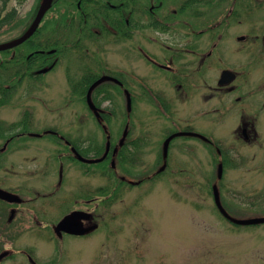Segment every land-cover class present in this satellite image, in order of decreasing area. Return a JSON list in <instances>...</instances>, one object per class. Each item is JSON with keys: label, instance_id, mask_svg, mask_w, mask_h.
<instances>
[{"label": "flooded vegetation", "instance_id": "af4514ba", "mask_svg": "<svg viewBox=\"0 0 264 264\" xmlns=\"http://www.w3.org/2000/svg\"><path fill=\"white\" fill-rule=\"evenodd\" d=\"M61 1L68 2L59 7L63 24L78 22L80 35L71 47L78 49L81 57L87 54L84 42L95 43L99 38L107 42L111 38L122 44L119 47L123 57L129 61L125 63L129 65L125 73L84 66L81 77L73 84L80 96L86 99L90 85L108 75L121 81L117 84L131 104L123 113L122 131L105 133L102 143L97 142L95 125L80 126L76 121L78 126L72 136L59 126L49 125L45 115L39 114L38 108L44 107L43 96H37L40 106L34 107L31 114L28 111L20 129L15 119L6 121L8 127L0 130V189L12 195L4 198L0 194V264H14L17 260L21 264H53L55 243L56 248L67 239L78 246L101 228L106 230L103 244L113 228L110 222L98 221V167L93 163H104L106 181L100 187H106L104 203L111 209L107 216L114 218L118 214L112 209L115 200L131 187L137 188L139 197L145 193L146 184L170 180L176 183L177 162L169 153L174 141L175 146L191 149L198 142L211 151V157L205 158L202 179L188 176L189 185L200 187L188 196L191 209L203 217L201 224L196 223L198 227L206 232L211 226L225 230L226 225H242L234 218L248 217L249 213L264 217V0H232L228 9V0H171L167 8L151 0ZM211 9L214 14H210ZM8 10L11 8L5 6L0 16ZM50 35L40 42L33 41L20 53L26 57L32 79L43 80L48 70L47 44H57L58 52L69 48L61 34ZM132 52L138 53V62H133L137 60ZM104 94L93 89L90 95L99 100ZM2 101L6 100L0 99V104ZM97 109L87 113L95 124L100 121L103 126L99 118H105L107 111ZM82 117L76 115L80 123ZM148 117L172 123V129L159 142L151 140L152 132L146 127ZM18 139L30 144L20 157L14 148ZM55 145L59 165L51 190H45L44 182L37 180L20 186L16 179L18 161H37V154L45 161L48 158L42 157V151ZM147 150L151 152L148 159ZM49 152H45L47 156ZM99 157L98 162L89 161ZM68 167H72L70 176L76 180L67 189ZM26 168L31 178L37 164L26 163ZM240 172L241 176L248 172L252 178L250 191L234 184ZM165 192L172 202L178 198L172 185ZM73 211L78 212L76 224L58 228L59 220ZM126 225L130 227L124 230ZM142 225L147 222L127 223L124 228L118 225L124 233L130 230L131 236L124 241L134 243L130 248L134 253L139 250V259L146 255V245L143 254L139 247L145 234L139 237L135 231H152ZM253 225H264V220Z\"/></svg>", "mask_w": 264, "mask_h": 264}, {"label": "rangeland", "instance_id": "374dc122", "mask_svg": "<svg viewBox=\"0 0 264 264\" xmlns=\"http://www.w3.org/2000/svg\"><path fill=\"white\" fill-rule=\"evenodd\" d=\"M36 1L10 0L7 3L6 9L15 7L18 18L12 26L2 29L0 32V43L7 42L11 36L18 34L23 29L21 25L28 20ZM151 1L162 2V5L166 8L171 2V0ZM230 2L232 0H228L225 3L227 4V9L231 7ZM67 5V1L60 0L57 2L41 22L40 32L35 34L29 42L19 45L16 50H0V99L6 100L0 104V130L8 127L6 122L8 119H15L17 121L16 127L20 129L21 122L26 118L28 111L31 114L34 107L40 106L41 103L35 100L39 99L37 96H43L42 98L45 100L43 103L44 107L38 108L39 114L45 115V120L49 125L59 126L63 132L71 133V136L75 134L73 132H75L74 130L78 125H95L94 130L96 131L97 142L102 143L105 135L101 123L95 124L94 120L89 117L91 115L87 113L88 109L82 99L84 95L80 96L79 90L73 84L76 83V79L81 77V71L84 66L91 65L96 68H108L109 70L125 73V71L129 70V65L127 67L125 63H129V61L123 57L122 44L112 41L111 38L107 42H101L100 38L95 43L84 42L87 47V54L84 55V58L81 57L79 50L71 47L74 40L80 35L77 20L65 25L60 20V14H58L59 12L62 14L63 12L59 9ZM214 13V10L211 9L210 14ZM149 29L154 30L153 28ZM56 33L61 34L65 38L69 48L66 51L59 50V52L57 49L53 53L51 47L56 49L57 44L52 42L49 43L51 44L50 46L46 45L50 55V61L47 66L49 69L45 71L43 80L32 79L28 72L26 57L25 55H20V53L22 54L27 49V46L32 45L33 41L35 43L40 42L43 37L45 38L50 34L51 37ZM95 54L96 59L94 60ZM132 54L137 60L138 53L132 52ZM97 59L98 61H96ZM133 62H138V60ZM135 65L137 67V63ZM101 69L97 71H100L99 73L104 72ZM132 69L134 68L132 67ZM100 91L105 92V94L98 100L99 107L113 113L112 117L102 122H104L109 132L122 131L124 126L122 116L126 106L122 87L119 88L110 80H102L100 82ZM133 109H136V104H134ZM79 114L84 115L81 120L82 123L76 118V115ZM148 118L149 121L146 127L149 133L150 130L152 132L151 140L159 142L161 136L172 129V123L168 120ZM194 120H196L195 117ZM76 121L78 125H76ZM199 125H201V122ZM173 143L174 147L170 148L169 153L175 157L177 162L176 183H172L171 180L169 182L157 181L150 188L146 184L145 193L139 197L136 195L137 188L131 187L127 193L115 200L113 207L111 206L114 213H118L115 218L107 217V212L109 213L111 209L106 207V198L103 197L106 187H100L106 181L104 163H93V166L98 167V221L110 222L113 228L112 235L102 244L106 230L101 228L91 237L89 236L87 241H83L78 246H76V241L67 239L56 248L55 243L52 249V251L54 250L52 256L53 264H264V225L257 227V225L248 224L240 225L237 228L226 225L225 230L217 227L214 229L211 226L210 232H206L196 225V223L201 224L203 222V217L198 214V211L191 209L188 204V196L192 195L193 191L200 189V187L197 184L194 186L189 185L188 176L192 175L196 180L202 179L206 166L205 158L211 157V151L198 142L194 144L193 149L175 146L176 141ZM29 146L30 144L25 140H15L14 148L18 149L17 156L20 157L21 154L26 153L30 148ZM57 149V145L53 149L45 148L42 151V157L48 158L45 161L42 160L40 154H37V161L29 160L27 162L26 160H19L16 178L19 185L30 182L35 183L37 180L44 182L45 190H51V183L56 179V170L59 165V161L56 163L55 158ZM157 149H159V146H157ZM49 150L50 152L47 156L45 152ZM150 154L151 152L147 150V159ZM26 163H30L33 166L37 164L35 173L31 178L26 172L29 169L26 168ZM190 167L193 168V171L188 170ZM43 169H45V174ZM69 169V176L65 177L67 189L76 180L74 176H70L72 167L67 168V170ZM246 174L247 176L243 172L241 176V172L238 173L239 179L235 178L234 184L250 191L253 181L248 176L249 173L247 172ZM231 177L230 181L234 179V176ZM171 185L176 189L178 197L173 202L166 196L165 192V189ZM67 189L66 195H69ZM198 198L201 199V197ZM134 200H136L135 204H133ZM51 210L53 212L57 211V209ZM251 215L252 213H249L247 216ZM134 222H147V225L142 226L152 228V231L149 230L148 232L135 231L139 237H141V233L145 234L144 241L139 246L143 254L142 248L146 245V255L143 254L144 257L142 256L144 259H139L136 255L139 250L134 253V249H131L134 243L129 244V242L124 241V239L131 236V233L130 230L124 233L122 229L125 227L124 230H126L130 226L126 225L123 227V225ZM120 224L123 228L118 227ZM133 226L140 227V225ZM230 228L234 229V231L230 230ZM130 229L135 230L133 228ZM137 236L135 241L138 242ZM59 246L60 248H58ZM48 247L51 248V244H48ZM14 264L21 263L17 260Z\"/></svg>", "mask_w": 264, "mask_h": 264}, {"label": "water", "instance_id": "95a60500", "mask_svg": "<svg viewBox=\"0 0 264 264\" xmlns=\"http://www.w3.org/2000/svg\"><path fill=\"white\" fill-rule=\"evenodd\" d=\"M51 5V0H42L37 13L33 19V21L31 22V24L29 25V27L18 37L5 42V43H0V49H5L8 47H12L15 46L19 43H21L22 41H24L26 38H28L36 29L41 17L43 16L44 12L49 8V6ZM108 78V76H105ZM102 79V78H100ZM99 80V79H98ZM88 103L91 107L95 108V105L90 101L89 97L87 98ZM168 140V139H166ZM100 159V158H99ZM99 159H94V160H99ZM89 161H93V160H89ZM0 194L2 197L4 198H11V194L3 189H0ZM16 198V200H19V198H17L16 196H13ZM78 212L73 211L70 212L68 214H66L57 224L58 228L63 227V225L67 224V228L68 225L73 226L76 224V221L78 219ZM236 222L238 223H254V222H259L263 220V217H251V218H243V219H234Z\"/></svg>", "mask_w": 264, "mask_h": 264}, {"label": "trees", "instance_id": "16d2710c", "mask_svg": "<svg viewBox=\"0 0 264 264\" xmlns=\"http://www.w3.org/2000/svg\"><path fill=\"white\" fill-rule=\"evenodd\" d=\"M8 0H1L2 4L5 5ZM14 17V13L12 11L5 13L3 16H0V28L2 25L11 21Z\"/></svg>", "mask_w": 264, "mask_h": 264}]
</instances>
